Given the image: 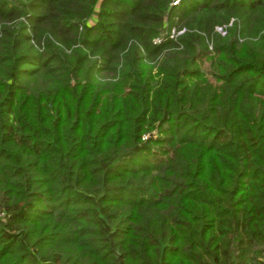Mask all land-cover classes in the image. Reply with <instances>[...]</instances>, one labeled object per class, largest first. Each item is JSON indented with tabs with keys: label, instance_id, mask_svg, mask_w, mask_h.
Wrapping results in <instances>:
<instances>
[{
	"label": "trees",
	"instance_id": "16d2710c",
	"mask_svg": "<svg viewBox=\"0 0 264 264\" xmlns=\"http://www.w3.org/2000/svg\"><path fill=\"white\" fill-rule=\"evenodd\" d=\"M173 1L0 0V264H264V0Z\"/></svg>",
	"mask_w": 264,
	"mask_h": 264
},
{
	"label": "built area",
	"instance_id": "2783aa9c",
	"mask_svg": "<svg viewBox=\"0 0 264 264\" xmlns=\"http://www.w3.org/2000/svg\"><path fill=\"white\" fill-rule=\"evenodd\" d=\"M176 1H177V0H174L173 2L176 3ZM231 23H232V20H230L228 24L230 25ZM228 24H224V25H216V30H217L218 32H220L221 34L224 35V34L226 33V31H227V25H228ZM183 31H184V28H179V29L172 28V29L170 30L169 35L172 36V37H174V36H176V35L182 33Z\"/></svg>",
	"mask_w": 264,
	"mask_h": 264
}]
</instances>
